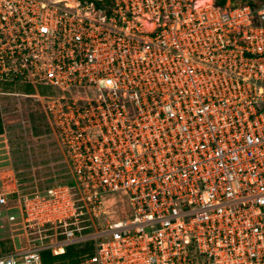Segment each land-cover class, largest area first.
Wrapping results in <instances>:
<instances>
[{"label":"built area","instance_id":"1","mask_svg":"<svg viewBox=\"0 0 264 264\" xmlns=\"http://www.w3.org/2000/svg\"><path fill=\"white\" fill-rule=\"evenodd\" d=\"M214 1L0 0V94L33 89L64 169L3 175L0 264H264V3Z\"/></svg>","mask_w":264,"mask_h":264},{"label":"rangeland","instance_id":"2","mask_svg":"<svg viewBox=\"0 0 264 264\" xmlns=\"http://www.w3.org/2000/svg\"><path fill=\"white\" fill-rule=\"evenodd\" d=\"M249 1L257 3V0H232L230 3ZM9 91L14 94H0V118L3 127L0 135V189L3 188V175L11 171L19 179L23 193L41 190L57 181H63L62 156L41 102L19 95L31 93L26 86H16ZM110 198L116 202L123 201V198L119 201L115 195H110ZM122 207L123 205L116 203L111 211L114 209L119 213ZM17 230L14 234L22 233L21 229ZM14 242L16 246L25 244L19 236L14 237ZM35 243L38 242L30 241L29 244ZM1 246L2 251L7 252L11 243L4 241Z\"/></svg>","mask_w":264,"mask_h":264},{"label":"trees","instance_id":"3","mask_svg":"<svg viewBox=\"0 0 264 264\" xmlns=\"http://www.w3.org/2000/svg\"><path fill=\"white\" fill-rule=\"evenodd\" d=\"M227 0H215L214 5L217 7L223 6L226 3ZM230 2L232 0H229ZM258 2L264 3V0H257V3L252 2H246L249 3L252 7H256L258 5ZM4 88L12 89L11 87H8L7 85L3 86ZM28 90L31 92L33 89L30 86H26ZM3 133V127H2V120L0 118V135ZM91 253V247L89 243L84 245H75V246H68L65 248V251L61 255H52L49 250H43L40 252L41 261L42 264H80L83 256L85 254Z\"/></svg>","mask_w":264,"mask_h":264}]
</instances>
